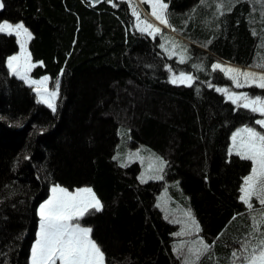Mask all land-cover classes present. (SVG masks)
<instances>
[{
  "label": "trees",
  "instance_id": "1",
  "mask_svg": "<svg viewBox=\"0 0 264 264\" xmlns=\"http://www.w3.org/2000/svg\"><path fill=\"white\" fill-rule=\"evenodd\" d=\"M162 1L169 29L191 42L177 40L184 63L134 28L124 0H0V22L31 35V78L58 84L53 111L8 72L18 46L0 33V264H28L51 185L92 189L102 209L80 221L106 264H185L200 240L211 248L196 264H243L258 244L264 226L253 233V218L264 206L239 199L252 162L229 153L254 115L216 90L231 81L212 65L264 72V0ZM180 72L191 86L170 82ZM247 91L264 98V88ZM129 146L164 161L162 178L141 182L139 163H125Z\"/></svg>",
  "mask_w": 264,
  "mask_h": 264
},
{
  "label": "snow or ice",
  "instance_id": "2",
  "mask_svg": "<svg viewBox=\"0 0 264 264\" xmlns=\"http://www.w3.org/2000/svg\"><path fill=\"white\" fill-rule=\"evenodd\" d=\"M144 3H149L152 9L151 14L161 24L170 27L168 24L164 9L167 5L162 0H142ZM2 7V5H0ZM221 5H218V10ZM159 9V11H158ZM230 10V9H229ZM139 19L138 13L133 11ZM144 28L140 29L142 32L147 31L149 35L159 32V28L147 21H141ZM175 30V29H173ZM0 32H7L8 34H15L19 36H27L30 38V33L24 28L22 24L12 25L8 22H0ZM255 34V33H254ZM210 43V42H209ZM163 47V45H161ZM176 47V45H174ZM184 51H187L185 49ZM185 57L180 59V63L185 62ZM33 65L30 63V56L24 53V44L21 41V54L8 58L7 67L9 72L20 79L27 82V72ZM194 67H198L193 65ZM264 67V64L257 65ZM213 70L220 69L228 73H235L230 77L236 87H243L238 77L243 76L245 83L251 78L258 79L260 83L256 84L257 87L264 88V75L257 76L256 73L250 71H241L240 69L227 68L225 69L220 64H213ZM44 77L43 80H47ZM193 76L185 72H180L178 75H173L170 82L181 83L191 86ZM41 83V82H33ZM217 91H224L228 94L226 89H216ZM50 97H55V91L48 93ZM233 103L243 99L244 103L241 105L245 108H251L253 112H260L264 114V98L255 97L249 98L246 93H231L228 94ZM40 102H45L41 100ZM48 107L55 111L54 104L51 99L47 101ZM257 124L264 127V120H257ZM240 132L246 133V137H242L237 142V137ZM233 146L229 152H235L241 159L251 160L252 171L251 174L244 178V182L240 187L239 199L248 207L252 208V198L255 197L261 206H264V134L257 132L254 128L246 127L238 132L233 133L232 136ZM163 161H160L161 170L163 168ZM162 178V177H156ZM141 182H144L143 180ZM52 195L47 201L40 205L38 215L40 217L39 231L37 239L32 247L31 264H104V253L98 244L90 238L91 229L81 227L78 221L85 214H91L89 209L100 211L102 205L96 198L95 194L90 188L79 189L75 194L69 193L66 189L59 185L51 189ZM185 215L191 218V213L187 212ZM192 224L196 230L199 231V226L196 225L195 220L192 219ZM260 226H264V210L260 213V219L253 218L252 232L256 233ZM179 235V234H178ZM252 235V233H250ZM200 250L192 252L196 260L186 261L185 264H196L204 253L208 252L211 248L203 240L199 241ZM249 245L247 243L242 245L243 251H248ZM237 256L236 252L232 254ZM244 264H264V233H261L258 244L252 248L249 255L243 258Z\"/></svg>",
  "mask_w": 264,
  "mask_h": 264
},
{
  "label": "rangeland",
  "instance_id": "3",
  "mask_svg": "<svg viewBox=\"0 0 264 264\" xmlns=\"http://www.w3.org/2000/svg\"><path fill=\"white\" fill-rule=\"evenodd\" d=\"M124 1H126L129 4V6L131 8L132 15H133V11L134 10H135V12L138 13L139 19L137 18L136 15H133V18H134V25L133 26H134V28L137 31H141L140 29L144 28V24L141 23V21H147L148 23H151V24L155 25L157 28H159V30H160L159 32H156V33H154L152 35H149L147 31H143V32L145 34H147L148 36H150V37H154L156 35H159L161 40H162V45H163L162 48L164 49V52L168 56L177 57V59L180 61V59L183 57V55L181 53H183L184 47H183V45L180 46V44L178 43L177 40L181 39L183 41V43H191V42L186 40L185 38L180 37L172 29H169V27H166L165 25L161 24L158 20H156L155 17L151 14L152 9H151V6H150L149 3H144V2H142V0H124ZM158 11H159V9H158ZM163 11H164V13L166 15V18H167L166 9H164ZM167 21H168V19H167ZM3 22H5V21H3ZM8 23H10V22H8ZM10 24H12V23H10ZM17 24H21V23H17ZM12 25H16V24H12ZM0 33L5 34V35H12L15 38V40H16V43H17V46H18V51L16 53L10 55L9 57L21 54V41H23V44H24V53L30 56V53H29V50H28V47H27L30 38H28L27 36H19L18 37L15 34H8L7 32H0ZM30 37H31V35H30ZM174 45H176V47H174ZM185 55L186 54H184V57H185ZM9 57H7L6 63H5L8 72H9V69L7 67V61H8ZM30 63L33 66L27 72V77H28L27 82L25 80H23V79H21V80H23L29 86L33 87V89H34V91L36 93L38 101H41V100L45 101V102H41V103H43L45 106L48 107L47 101L49 99H51V101H52V103L54 104V107H55V101H56L57 95L55 97H50L48 95V93H51V92L55 91L58 94V84L56 83V87L53 90H50V88L48 87L49 78L47 76H43V77H41L38 80H35V79L31 78V76H30L31 71L39 63L32 62L31 57H30ZM215 64H220L225 69H227V68H235V69H240L241 71L254 72V73L257 74V76L264 75V72L262 70L251 68V67H244V66L236 65V64L229 63V62H226V61L216 60ZM218 70L224 76L229 78L230 81H231V86L230 87H221L219 89H226L228 94H231V93H237V94L246 93L249 98H255L256 97V96H251V95L248 94L247 87L256 86V84L260 83V81L258 79L253 80V79L250 78L248 80V82L245 83V78L243 76H239L238 79H239L240 83L243 84L244 86L243 87H236L235 84L233 83V80L230 78V77L234 76L235 73H228L226 75L225 72L221 71L220 69H218ZM11 75H13V74H11ZM15 77L18 78L17 76H15ZM44 77H47L48 79L45 81V80H43ZM18 79H20V78H18ZM34 81L35 82H41V83H33ZM220 92L223 94L224 98L226 100L230 101L235 107L246 109L247 111L250 112L251 115H254L255 126L250 127V128H254L257 132H260L261 134H264V127H261L259 124L256 123L257 120H264V114H261L260 112H253V111H251L250 107L249 108L242 107L241 105L244 103L243 99H240L236 103H233L232 99L229 98L228 94H226L224 91H220ZM50 109L53 110L52 108H50ZM246 127H249V126L239 127L233 133H236V132H238V130H242V129L246 128ZM232 136H233V134H232ZM232 136H231V140H230L229 149L232 148V146H233ZM242 137H246V133L240 132V135L237 137V142H239V140ZM144 148H146V147H144ZM144 148L139 147V146L136 147V148L129 146L128 149H127V153H126L125 163H130V162H133V161L139 163V165L141 167L140 179L141 180H151L152 178H156V177H158L160 175V173H161L160 170H159V169H161L160 161H162V160L161 159L160 160L159 159L156 160V163H157V165L159 167H157L156 165L150 163V161H152L153 158L151 160V155L149 153L150 151H147ZM232 154H235V152L233 151ZM146 160H149V162H146ZM154 161H155V159H154ZM163 167H164V164H163ZM250 174H251V172L247 176H249ZM54 186H57V185H51L49 187L48 195H47L46 199H44L37 206L36 214H37V217H38V222H37V225H36V231H35L34 240L32 241L30 249H29L28 264H31L32 247H33V244L35 243V241L37 239V233L39 231V224H40V217L38 215L39 207H40L41 204H43L45 201H47L49 199V197L52 195L51 189ZM60 187H62V186H60ZM62 188H64V187H62ZM84 188H90V187L89 186H82V187H79V188H75L73 190H69V189H66V188H64V189H66L69 193L75 194L77 192V190L84 189ZM74 222H78L81 227L90 228L88 226H84L81 223L80 219L78 221H74ZM104 264H106V263L104 262Z\"/></svg>",
  "mask_w": 264,
  "mask_h": 264
},
{
  "label": "water",
  "instance_id": "4",
  "mask_svg": "<svg viewBox=\"0 0 264 264\" xmlns=\"http://www.w3.org/2000/svg\"><path fill=\"white\" fill-rule=\"evenodd\" d=\"M88 1H90L93 5H95L98 4L101 0H88Z\"/></svg>",
  "mask_w": 264,
  "mask_h": 264
}]
</instances>
